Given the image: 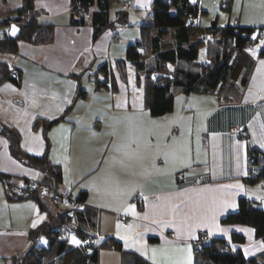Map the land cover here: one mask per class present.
<instances>
[{"label":"crops","instance_id":"crops-1","mask_svg":"<svg viewBox=\"0 0 264 264\" xmlns=\"http://www.w3.org/2000/svg\"><path fill=\"white\" fill-rule=\"evenodd\" d=\"M123 1H115L111 17L123 11L127 22L114 23L92 39L88 22H71L69 0H33L38 21L53 24V38L41 44L19 40L16 52L0 51V60L20 73L18 85L0 84V122L18 131L28 153L47 150L61 169V189L72 196L86 191V202L97 208L98 237L113 235L123 249L152 264H194L193 242L202 233L208 239L224 237L245 256L258 254L264 242L251 227L220 219L237 208L242 195L260 197L264 205V179L256 184L243 180L248 150L264 151V29L257 46L248 47L255 63L239 99L179 92L171 111L152 116L144 85L130 74V64L116 91L97 90L92 81L103 62L125 58L127 45L141 38V25L152 19L153 0H128L126 9ZM236 1L227 0L224 8L232 13ZM240 1L241 12L227 23L264 28V0ZM22 5L23 0H0V21L8 17L13 22ZM207 5L199 0L204 12L195 20L201 21ZM7 24H0V36ZM79 88L86 94L76 98ZM61 116L45 128V121ZM241 126L246 136L232 131ZM0 173L11 176L14 190L26 177L40 178L36 168L10 153L1 133ZM121 214L127 216L125 224ZM43 218L30 197L9 199L0 180V264H11L12 257L30 248L28 230ZM232 232L244 235V241H231ZM150 236L158 240L150 242ZM98 264H121L120 251L101 249Z\"/></svg>","mask_w":264,"mask_h":264},{"label":"trees","instance_id":"trees-1","mask_svg":"<svg viewBox=\"0 0 264 264\" xmlns=\"http://www.w3.org/2000/svg\"><path fill=\"white\" fill-rule=\"evenodd\" d=\"M69 1L71 22H88L92 27V39L114 23L127 22L123 11H117L115 19L111 17L116 0ZM16 12L13 22L8 21V17L0 21V24L15 23L20 29L16 38L9 37L7 32L0 36L1 52H16L19 40L33 44L52 40L53 24L38 21L33 0H23L22 7ZM202 12L199 0H153L152 19L141 25V38L127 45L124 59L103 62L97 68L92 75L94 88L118 90L120 80L127 77L126 66L130 64L137 81L144 85L146 105L152 116L171 111L174 96L179 92L215 93L224 99H239L255 63L247 46L252 41V33L264 28L234 22L222 25L215 19L206 25L201 24L195 19ZM10 69L5 61L0 60V84L6 80L19 84V70L12 74ZM85 94V89L79 88L76 98ZM63 116L45 121V128ZM232 131L241 134L237 129ZM0 133L7 137L10 153L15 158L40 172V178L35 179V186L29 190L24 185L28 179L21 188L14 190L9 183L11 176L0 173L7 197H30L44 213L42 221L28 230L30 248L22 255L12 257L11 264H98L99 251L106 248L120 251L121 264H152L138 253L123 249L122 243L113 235L97 236V208L86 202V191L72 196L77 204L69 200L59 204L48 196L43 185L58 192L63 189L60 188L61 169L49 160L47 150L39 155L23 150L18 131L2 122ZM247 159L248 174L243 180L247 184H256L264 179V151L252 147ZM23 190L26 191L24 194ZM220 220L226 224L249 225L254 235L264 242V205L261 202L242 195L238 198L237 208ZM67 231L78 235L80 244L69 243L65 237ZM90 237H94L95 242H90ZM200 237V245L194 246V264H264V249L254 256H245L240 247L231 249L222 236L208 239L202 233L197 238ZM244 239V235L237 232L231 234L233 242L241 243ZM148 240L155 242L158 238L150 236Z\"/></svg>","mask_w":264,"mask_h":264},{"label":"rangeland","instance_id":"rangeland-1","mask_svg":"<svg viewBox=\"0 0 264 264\" xmlns=\"http://www.w3.org/2000/svg\"><path fill=\"white\" fill-rule=\"evenodd\" d=\"M226 1L227 0H223V2H221V0H207V7H204V9L205 10H207L202 16V19H201V21L199 20L198 22H201V24H208V23H210V21L213 19H216L217 18V16H218V24H222V25H224V24H226L227 23V21H228V18H229V16L232 18V20H234L235 19V17H236V15H238L240 12H241V10L242 9H240L239 7L241 6V1L240 0H238V1H236L235 2V4L233 5V8H232V13H230L231 12V10H230V12H229V10L228 9H225L224 7L226 6ZM229 1V0H228ZM230 3V2H229ZM115 4V2L113 3V5ZM231 5V4H230ZM229 5V6H230ZM112 8H113V6H112ZM246 8H250V9H252V5L250 4V3H247L246 4ZM232 14V15H231ZM234 18V19H233ZM219 21H221L222 23H220ZM10 25V24H9ZM9 25L7 24V25H5L6 26V28H4L3 30L5 31V32H8V29H9ZM1 30V29H0ZM258 30V29H257ZM251 38H252V41L250 42V44H248V46H247V51H250V50H248V47L249 46H254V48L257 46V44H258V42H259V39L261 38L260 37V34H259V32H257V31H254V33H252V35H251ZM130 74L131 75H133L134 74V77H135V70H134V67L133 66H130ZM25 179H28L27 180V183L26 184H24L25 186L26 185H28L30 182V180H34L35 181V179H37V178H35V177H26ZM24 179V180H25ZM258 187H260V186H258ZM50 197V196H49ZM52 200H54L52 197H50ZM260 197L258 198V201L260 202ZM244 225H246V224H244ZM247 226H249V225H247ZM249 227H251V226H249ZM65 237L67 238V241L69 242V243H71V244H73V245H77V244H75V243H73L72 242V239H73V237H75L76 238V240L77 241H79V243L78 244H80V242H81V239H80V237L78 236V235H76L73 231H67L66 233H65ZM200 239L202 240V238L200 237ZM41 241H43L44 242V239L43 238H41Z\"/></svg>","mask_w":264,"mask_h":264},{"label":"built area","instance_id":"built-area-1","mask_svg":"<svg viewBox=\"0 0 264 264\" xmlns=\"http://www.w3.org/2000/svg\"><path fill=\"white\" fill-rule=\"evenodd\" d=\"M130 5V1L126 0L122 2V8L126 9L128 8ZM87 15L89 14V10L86 11ZM10 72L12 74H17L18 70L14 67H11ZM238 131L241 132L242 135L246 136L247 135V131L243 128V127H238L237 128ZM198 181H201V179H197ZM30 183L27 185V190L31 189L32 187L35 186V181L34 180H30ZM43 189L47 192L48 196L52 197L54 200V202L59 203V204H64L66 203L67 200H69L70 202H72L73 204H77L76 200L74 199V197H72L71 192L69 190H63L62 192H58L55 191L51 188H49L48 186L43 185ZM25 190V189H24ZM22 191V194H24L26 191ZM135 199L136 200H140L141 196L136 194L135 195ZM127 216L126 215H120V221L121 223L125 224L127 222ZM95 238L94 237H90L89 241L90 242H95ZM201 239L200 238H196L193 242L194 246H198L201 243Z\"/></svg>","mask_w":264,"mask_h":264},{"label":"water","instance_id":"water-1","mask_svg":"<svg viewBox=\"0 0 264 264\" xmlns=\"http://www.w3.org/2000/svg\"><path fill=\"white\" fill-rule=\"evenodd\" d=\"M13 26L15 28V33L13 34ZM19 32H20V29H19V26L16 25L15 23H11L9 25V29H8V36L11 37V38H16L18 35H19Z\"/></svg>","mask_w":264,"mask_h":264},{"label":"snow or ice","instance_id":"snow-or-ice-1","mask_svg":"<svg viewBox=\"0 0 264 264\" xmlns=\"http://www.w3.org/2000/svg\"><path fill=\"white\" fill-rule=\"evenodd\" d=\"M14 33H15V28H14V26H13V34H14ZM260 64H261L262 66H264V60L260 61ZM236 187H241V186H240V185H236ZM72 242L75 243V244H78V243H79V241H77L75 237H73ZM153 252L155 253V250H153Z\"/></svg>","mask_w":264,"mask_h":264}]
</instances>
